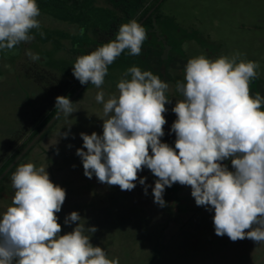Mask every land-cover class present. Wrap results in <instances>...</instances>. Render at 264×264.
Here are the masks:
<instances>
[{"label":"clouds","instance_id":"9594fccd","mask_svg":"<svg viewBox=\"0 0 264 264\" xmlns=\"http://www.w3.org/2000/svg\"><path fill=\"white\" fill-rule=\"evenodd\" d=\"M40 15L37 0H0V50L32 41V30L41 27ZM147 38L146 28L136 19L122 23L115 39L76 58L72 74L81 85L90 82L100 89L109 66L125 50L139 56ZM26 55L32 61L40 59L31 50ZM243 55L234 52L211 59L200 54L188 59L184 79L176 82L183 99L172 108L177 117L171 126L174 147L161 142L165 105L171 103L166 95L169 84L150 70L129 67L117 84V94L105 100L101 90L95 96L102 104L103 132L80 133L83 146L76 155L84 175L131 191L147 168L157 178L152 194L161 208L166 206V187L190 186L195 204L214 211L217 236L264 243V96L250 90L259 62ZM73 105L67 96L55 99L58 114L70 116L76 111ZM224 161H230L232 170ZM46 169L21 163L11 176L14 196L0 214V264H120L118 257L109 258L103 248L93 246L91 236L98 229L86 227L77 211L64 219L65 225L76 226L60 234L56 214L66 190L51 181ZM146 179L139 178L145 195Z\"/></svg>","mask_w":264,"mask_h":264},{"label":"rangeland","instance_id":"374dc122","mask_svg":"<svg viewBox=\"0 0 264 264\" xmlns=\"http://www.w3.org/2000/svg\"><path fill=\"white\" fill-rule=\"evenodd\" d=\"M152 2L148 0L149 4ZM168 4L170 1H164L157 11L165 15L162 20L172 15L167 12ZM81 5L76 11L70 9L71 15L63 18L41 13L38 17L41 27L32 30L35 37L32 41L22 42L12 50H0V141L8 137L6 144L22 128L28 130L27 135H21L15 150L54 107L44 101L45 94L26 77V69L42 68L66 78L77 58L71 49L80 25L88 23L93 26L96 20L101 22L106 18L99 16L102 10L99 9L102 6L100 0L94 1L92 6L89 0H81ZM197 21L177 19L175 23L182 31L179 39L172 42L171 54L177 61L174 67L161 74L164 82L170 80L166 95L171 100L165 105L167 123L161 142L172 147L176 136L168 129L177 118L172 108L177 100L183 99L176 90V82L184 79L188 59L200 54L215 59L240 52L244 54L241 58L259 62L258 76L252 81L250 90L252 95L259 92L264 96V42H259L251 34L238 35L232 32L233 27H211L210 21L200 18ZM160 31L163 33L164 29ZM91 32L92 27H89L85 35L87 41L92 38ZM185 32H194L196 43H184L187 47L183 46L180 53V40L189 38ZM28 50L39 54L40 59L32 61L26 55ZM165 56L166 53H162V58ZM121 76L118 70L110 69L100 89L94 85L84 88L73 101L76 111L70 116L61 114L46 135L0 181V214L11 205L14 196L12 174L21 163L33 162L45 166L51 181L66 190L65 202L56 214L62 226L60 234L71 232L76 226L75 223L65 225L64 219L72 211H77L87 221L86 227L98 229L91 236L93 246L103 248L109 258L118 257L120 264H264V243L257 244L248 238L233 242L227 235L215 234L214 211L195 204L190 186L175 183L166 187L163 197L166 206L161 208L154 203L152 194L157 178L147 168L138 174L136 187L131 191L100 183L95 175L91 179L84 175L82 160L76 155V150L83 146L80 133L102 135V104L96 102L95 96L101 90L105 93V100L117 94ZM63 132L69 133L67 138L60 136ZM4 145L0 147V154ZM5 161L0 163V169ZM223 163L232 170L230 161ZM142 177L147 178V195L144 194V185L139 183Z\"/></svg>","mask_w":264,"mask_h":264},{"label":"trees","instance_id":"16d2710c","mask_svg":"<svg viewBox=\"0 0 264 264\" xmlns=\"http://www.w3.org/2000/svg\"><path fill=\"white\" fill-rule=\"evenodd\" d=\"M94 1L96 0H89V2L91 3L90 6H92ZM100 1L102 6L99 9L102 10L99 16H104L106 18L101 22H99V20H96L93 26H89L88 23L80 25V29H84V34L80 35L79 29L77 36L73 40V46L71 49V53L77 57L83 54H89L91 51L95 50L102 44L115 39L119 26L122 23H126L131 19H136L139 22L158 0H153V2L150 4L148 3V0ZM37 3L40 7L41 13L50 14L55 18L70 16V9L76 11L82 6L81 0H37ZM159 8L160 6L156 8L155 11L150 14L142 23V25L147 30L148 38L145 40L142 46L141 54L139 56H131L128 54V51L125 50L121 54V56L118 57L115 62L109 66V70H118L121 74H123L129 67L138 66L141 68V70H150L153 72V74L159 75V77L161 78L165 70L175 66V63L177 61L176 58L170 56L162 58V53L166 51V49L169 47V44L165 42L162 36L163 34L160 31L161 28H163V20L157 17L156 13ZM89 27H92V38L87 41L85 39V35L87 34V30ZM156 27L160 30L157 31ZM82 45H85V47L83 48ZM25 72L26 77L45 94L44 101L48 102L50 107H54L51 112L42 119L40 124L32 131V133H30L27 140L22 143L19 148H17L16 150L14 149V147L19 143L22 136L26 135L28 131L26 128H22L16 136H14L4 145V151L0 154V163L4 162L6 157L9 158L1 167L0 174L14 160V158L27 145V143L57 112V110L55 109L56 97L67 96L68 98H70L72 94L81 86L80 82L73 76L72 68L69 70V74L66 78L58 77L54 73L36 67L27 68ZM91 85L92 84L89 83L85 87V89H87ZM81 93L78 95V97L81 95ZM55 122L53 123V125L55 124ZM171 126L169 125V132H171ZM51 127L41 136V138L46 135ZM27 153L24 155V157L27 155ZM16 165L12 169H14Z\"/></svg>","mask_w":264,"mask_h":264},{"label":"crops","instance_id":"0c3cea01","mask_svg":"<svg viewBox=\"0 0 264 264\" xmlns=\"http://www.w3.org/2000/svg\"><path fill=\"white\" fill-rule=\"evenodd\" d=\"M168 1H170V4H168L167 12L172 15L166 16L167 19L163 20L164 31L162 36L165 42L169 44V47L165 51V57H172V42H176L179 39L178 37H180L179 35L182 31L179 28V24H176L177 19L184 22H198L197 19L200 18L205 21H210L211 27H233L234 31L232 32H236L238 35L245 36L246 34H251L259 42H264V0ZM157 17L162 19L165 15L162 16L157 13ZM156 30L159 31L157 27ZM186 36H189V38L180 40L179 52L183 49L184 43H196V34L194 32H187ZM182 58L183 56L181 55ZM7 140L8 137L1 139L0 147Z\"/></svg>","mask_w":264,"mask_h":264},{"label":"water","instance_id":"95a60500","mask_svg":"<svg viewBox=\"0 0 264 264\" xmlns=\"http://www.w3.org/2000/svg\"><path fill=\"white\" fill-rule=\"evenodd\" d=\"M165 0H158L155 5L149 10V12L139 21L143 23L144 20L152 14L156 8H158ZM90 83V82H89ZM88 83V84H89ZM81 85L69 98L72 102L81 93V91L88 85ZM61 114L56 112L51 119L43 126V128L27 143V145L20 151V153L14 158V160L3 170L0 174V181L10 172V170L24 157V155L34 146V144L41 138V136L53 125V123L60 117Z\"/></svg>","mask_w":264,"mask_h":264}]
</instances>
